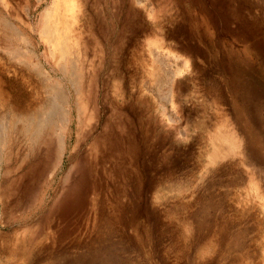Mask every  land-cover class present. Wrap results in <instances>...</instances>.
I'll list each match as a JSON object with an SVG mask.
<instances>
[{"label":"rangeland","instance_id":"obj_1","mask_svg":"<svg viewBox=\"0 0 264 264\" xmlns=\"http://www.w3.org/2000/svg\"><path fill=\"white\" fill-rule=\"evenodd\" d=\"M7 2L72 104L85 74L40 182L43 151L0 134V264H264V0H77L69 65L37 33L51 0ZM0 62L25 110L35 81Z\"/></svg>","mask_w":264,"mask_h":264},{"label":"bare ground","instance_id":"obj_2","mask_svg":"<svg viewBox=\"0 0 264 264\" xmlns=\"http://www.w3.org/2000/svg\"><path fill=\"white\" fill-rule=\"evenodd\" d=\"M14 1L19 5L23 0ZM11 10L12 7L7 0H0V60L6 61V63L11 66H17L23 76L31 81L34 80L38 87V93L37 95L35 94L36 97L34 100H29L30 103L28 102V105L25 104V110L22 108V111L10 110L4 112V109L10 104L9 93L5 87L6 84L4 85L0 78V134L10 135L13 133L17 138L21 137L27 139L30 142L28 145L31 149H35L34 151H43V155H39L29 166L30 175L34 177L36 182H40L41 179H44V175L49 172V169L54 166L53 164L57 161L59 153L64 148L65 129L69 125L72 110H77L80 114L83 110L78 94L83 90L82 82L84 80L85 69L83 68L82 62V66L80 67L71 65L67 72L63 71L64 76L71 78L72 92L74 94V102L72 104L73 100L71 99V94L68 93V95H66L64 86L56 83L49 85V73L34 61L35 56L31 52L21 50L22 47H28L31 43L30 40L24 34L20 33L16 27H14V24L10 22L11 20H15L19 25H22L18 15L12 16ZM77 11V0H51V7H47L42 11L38 27L36 26L41 42L48 49L50 47L52 56L59 61L66 62L65 64L68 65L72 59L76 42L71 32L76 27L78 17L80 16L77 14ZM3 13H6L7 18L4 17ZM28 26L24 25L23 27L30 29ZM45 59L49 65V58ZM94 106L92 108H95ZM89 107L90 106L87 108ZM80 114L79 116H81ZM93 115H95V113ZM38 154L39 153H37V155ZM4 162L6 163L7 161ZM73 169L75 170V167ZM10 172L11 171L8 173ZM77 183H79V181L76 182L74 180L69 188L67 187L68 185L66 186L68 188V193L66 195L68 200L70 198L74 199V194L78 187Z\"/></svg>","mask_w":264,"mask_h":264}]
</instances>
